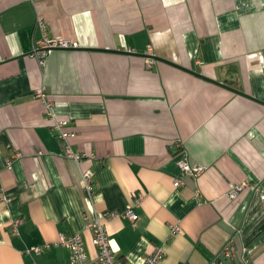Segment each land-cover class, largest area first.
Returning a JSON list of instances; mask_svg holds the SVG:
<instances>
[{"label":"crops","instance_id":"0c3cea01","mask_svg":"<svg viewBox=\"0 0 264 264\" xmlns=\"http://www.w3.org/2000/svg\"><path fill=\"white\" fill-rule=\"evenodd\" d=\"M40 17L79 45L44 67L32 56ZM183 156L204 171L175 188ZM263 193L264 0H0V264H70L65 247L34 252L62 233L94 258L89 223L137 199L135 223L101 220L123 264L158 247L162 264H225L226 246L232 264H264Z\"/></svg>","mask_w":264,"mask_h":264},{"label":"built area","instance_id":"2783aa9c","mask_svg":"<svg viewBox=\"0 0 264 264\" xmlns=\"http://www.w3.org/2000/svg\"><path fill=\"white\" fill-rule=\"evenodd\" d=\"M37 26L40 29L41 36L36 40L34 44V51L32 56H34L40 66H46L48 58L57 50H70L78 49V43H73L65 39L51 38L48 36V25L41 17L38 19ZM151 50V47H149ZM152 56V53L149 55ZM149 63H153V60H148ZM37 98L43 103L45 111L49 116L50 126L54 131L57 132L58 137L64 143V156L67 159L73 160L80 163L86 158V154L75 152L71 145V140L75 136L74 133L68 131L69 122L65 120H59L56 118L55 114L52 112V102L47 100L46 94L43 90L38 91ZM20 156V155H17ZM11 161H8V165H11ZM177 166L181 171V176L175 179L173 185L175 188L182 187L186 178H199L204 169L201 167H193L190 165L188 158L183 156L177 161ZM83 182L90 192H93V182L94 175L91 172H86L83 174ZM245 183L236 185L228 194V197L232 200L236 199L240 192L246 187ZM264 202V193L261 196ZM140 200H135L133 204L129 205L126 212L123 215H117L116 213H110L100 216L94 222L89 223L88 228L93 233V245L97 249V255L94 258H90L83 239L80 234L67 235L60 234L59 239L54 244H46L43 248H35L34 252L36 254H41L44 249L49 250L53 247H65L71 252V263L70 264H123L121 259L113 251L111 241L109 239L107 230L101 220H112L118 217L127 219L132 223L138 221L139 216L134 212V208L138 207ZM20 221H14L13 232L17 234L18 225ZM179 227H173L171 232L173 235L180 232ZM222 255L227 259L230 258L229 247L226 246L222 252ZM166 257V253L163 248H155L154 251L149 254L143 261V264H162ZM242 264H249L246 259L242 260Z\"/></svg>","mask_w":264,"mask_h":264},{"label":"water","instance_id":"95a60500","mask_svg":"<svg viewBox=\"0 0 264 264\" xmlns=\"http://www.w3.org/2000/svg\"><path fill=\"white\" fill-rule=\"evenodd\" d=\"M119 53H122V52H119ZM123 54H130V53H123ZM133 54V53H132ZM137 56H141V57H148V56H146V55H137ZM149 58H152V59H155V60H157V61H162V62H164L163 60H161V59H159V58H156V57H149ZM188 72H190L191 74H193V75H195V76H197V77H199V78H201V79H203V80H205V81H209V82H211V83H215V84H217V85H220V86H223V87H225V88H228L229 90H232L233 92H236L237 94H240V95H243V96H245V97H248V96H246V95H244V93H241V92H239V91H237V90H234V89H232V88H230V87H228L226 84H224V83H219V82H216V81H212V80H210V79H208V78H206V77H204V76H202V75H200V74H198V73H195V72H192V71H188ZM220 260H222L225 264H232L225 256H221V258H220Z\"/></svg>","mask_w":264,"mask_h":264}]
</instances>
